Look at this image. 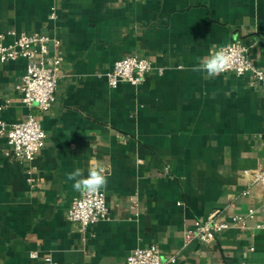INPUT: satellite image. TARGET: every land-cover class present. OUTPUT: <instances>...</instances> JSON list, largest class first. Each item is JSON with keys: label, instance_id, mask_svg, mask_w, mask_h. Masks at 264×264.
Returning <instances> with one entry per match:
<instances>
[{"label": "crops", "instance_id": "1", "mask_svg": "<svg viewBox=\"0 0 264 264\" xmlns=\"http://www.w3.org/2000/svg\"><path fill=\"white\" fill-rule=\"evenodd\" d=\"M12 31L58 39L51 54L63 62L53 107L36 111L46 139L35 160L10 159L0 139V264H127L153 244L164 264H264V185L250 175L264 166V82L192 71L238 40L264 70V0H0L4 44ZM130 55L149 59L151 73L110 87L107 72ZM26 69L0 61L9 124L29 114ZM90 158L107 177L109 217L83 232L68 219L83 192L67 175ZM218 210L246 219L186 243Z\"/></svg>", "mask_w": 264, "mask_h": 264}, {"label": "built area", "instance_id": "2", "mask_svg": "<svg viewBox=\"0 0 264 264\" xmlns=\"http://www.w3.org/2000/svg\"><path fill=\"white\" fill-rule=\"evenodd\" d=\"M55 17V12H52L51 19ZM11 34L14 40L6 45L3 43L5 34L0 32V61L27 60V69L20 90L22 101L28 108L29 114L26 120L14 124L0 119V139H5L7 142L5 150L7 157L12 160H25L31 164L43 149L46 139V132L37 114L49 111L54 105L58 88V71L62 66L63 56L51 54V45L58 48L60 42L49 35L14 31ZM222 47L232 61L228 70L222 74L229 72L239 76L248 74L252 78V86L264 82V70L251 59L249 48L240 40ZM152 69L149 59L130 55L114 62L111 70L107 72V81L110 87H117L123 82L141 85ZM28 174V181L32 182L31 171ZM250 175L254 183L264 185V166L257 170H250ZM108 217L109 206L102 189L98 193L83 192L74 198L68 212V219L77 224L83 232ZM252 217H254L253 210L248 215V218ZM245 219L234 216L229 221L224 219L221 211L218 210L210 214L208 218L198 220L195 226L186 232L185 241L186 243L212 242L225 230L234 225L243 224ZM257 227L264 228V223L258 224ZM32 257L37 258L38 253L33 252ZM45 261L56 264L49 256L45 257ZM171 261L175 262L176 259L172 258ZM127 264L164 263L161 250L153 244L134 250L128 256Z\"/></svg>", "mask_w": 264, "mask_h": 264}, {"label": "clouds", "instance_id": "3", "mask_svg": "<svg viewBox=\"0 0 264 264\" xmlns=\"http://www.w3.org/2000/svg\"><path fill=\"white\" fill-rule=\"evenodd\" d=\"M232 61L224 48L217 49L207 57L198 58V62L192 67L193 72H202L209 78L220 76L230 67ZM67 180L72 181V187L78 192L98 193L107 186V177L104 169L96 158L87 161V168H76L68 173Z\"/></svg>", "mask_w": 264, "mask_h": 264}]
</instances>
